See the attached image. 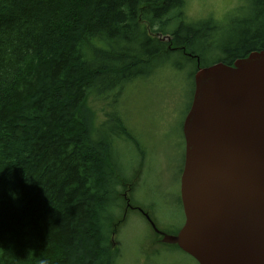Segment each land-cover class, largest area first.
Masks as SVG:
<instances>
[{
    "label": "trees",
    "instance_id": "obj_1",
    "mask_svg": "<svg viewBox=\"0 0 264 264\" xmlns=\"http://www.w3.org/2000/svg\"><path fill=\"white\" fill-rule=\"evenodd\" d=\"M184 5L0 0V264H117L129 214L114 140L132 135L116 110L101 130L90 97L114 93L159 56L193 55L181 57L194 77L264 50L260 26L206 65L195 46L215 27L183 22Z\"/></svg>",
    "mask_w": 264,
    "mask_h": 264
},
{
    "label": "water",
    "instance_id": "obj_2",
    "mask_svg": "<svg viewBox=\"0 0 264 264\" xmlns=\"http://www.w3.org/2000/svg\"><path fill=\"white\" fill-rule=\"evenodd\" d=\"M183 125L178 245L199 264H264V50L201 69Z\"/></svg>",
    "mask_w": 264,
    "mask_h": 264
},
{
    "label": "rangeland",
    "instance_id": "obj_3",
    "mask_svg": "<svg viewBox=\"0 0 264 264\" xmlns=\"http://www.w3.org/2000/svg\"><path fill=\"white\" fill-rule=\"evenodd\" d=\"M263 1L184 0L183 22L210 23L215 27L195 46L197 52L205 55L206 65L216 60L230 42L240 40L247 30L264 26V20L259 18ZM176 15L178 12H173L170 18ZM171 56L170 59L159 56L154 63L136 67L131 82L114 93L92 96L89 100L101 130L116 110L147 155L143 174L140 172L136 179L133 203L148 210L159 228L168 232L179 230L184 223V215L162 200L179 192L177 181L185 146L182 125L191 108L195 86L194 63L181 57L183 53ZM120 140L116 138L114 146L122 160V174L132 178L142 156L133 144ZM166 189L170 192L163 195ZM127 218L115 239L121 257L119 264H140L147 257L150 261L145 264H198L176 247L154 243L152 228L139 213H130Z\"/></svg>",
    "mask_w": 264,
    "mask_h": 264
},
{
    "label": "flooded vegetation",
    "instance_id": "obj_4",
    "mask_svg": "<svg viewBox=\"0 0 264 264\" xmlns=\"http://www.w3.org/2000/svg\"><path fill=\"white\" fill-rule=\"evenodd\" d=\"M183 127V126H182ZM183 134V133H182ZM136 141V140H135ZM185 144V143H184ZM184 154H185V146H184ZM183 167H184V156H183V161H182V167L180 169V175H179V179H178V188H179V192L176 193L175 195H168L166 198H163L162 202L165 204V205H170L172 206V208L178 210L180 212V214H183L184 215V212H183V207H182V201H181V194H180V187H181V176H182V173H183ZM170 192V189H166L165 191L162 192L163 195H166ZM178 195V196H177ZM125 197V200H126V207L127 209H133V210H136V212H138L142 217L145 218V220L147 221V223L150 225V227L152 228V232L154 233V243L156 244H161L162 246H168V247H176L177 249L180 250V248L177 246V245H169V244H166L163 242V239H164V235H172V236H176L179 234V232L181 231L182 227L184 226V223L183 225L180 227L179 230L177 231H172V232H168L166 230H163V229H160L159 226L157 225V223L154 221V219L151 218V215H150V212L148 210H143L141 209L140 207H134V205H131L130 204V200L127 199V195H124ZM154 224H153V223ZM184 222H185V218H184ZM119 258L121 259L120 257V253L118 254L117 256V264H119ZM150 261L149 258H144L140 261V264H145L146 262Z\"/></svg>",
    "mask_w": 264,
    "mask_h": 264
}]
</instances>
